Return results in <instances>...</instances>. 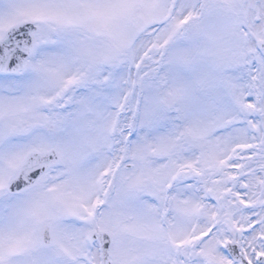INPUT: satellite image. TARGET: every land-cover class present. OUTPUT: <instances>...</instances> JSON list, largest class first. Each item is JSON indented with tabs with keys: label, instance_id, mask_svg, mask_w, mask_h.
Segmentation results:
<instances>
[{
	"label": "snow or ice",
	"instance_id": "snow-or-ice-1",
	"mask_svg": "<svg viewBox=\"0 0 264 264\" xmlns=\"http://www.w3.org/2000/svg\"><path fill=\"white\" fill-rule=\"evenodd\" d=\"M0 264H264V0H0Z\"/></svg>",
	"mask_w": 264,
	"mask_h": 264
}]
</instances>
